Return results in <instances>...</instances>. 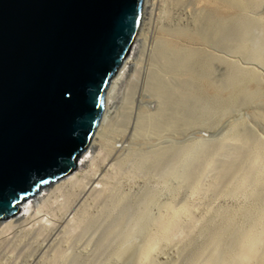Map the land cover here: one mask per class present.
<instances>
[{
	"label": "bare ground",
	"instance_id": "bare-ground-1",
	"mask_svg": "<svg viewBox=\"0 0 264 264\" xmlns=\"http://www.w3.org/2000/svg\"><path fill=\"white\" fill-rule=\"evenodd\" d=\"M144 3L82 173L0 219V264H264V0Z\"/></svg>",
	"mask_w": 264,
	"mask_h": 264
},
{
	"label": "water",
	"instance_id": "water-1",
	"mask_svg": "<svg viewBox=\"0 0 264 264\" xmlns=\"http://www.w3.org/2000/svg\"><path fill=\"white\" fill-rule=\"evenodd\" d=\"M144 0H0V219L74 172Z\"/></svg>",
	"mask_w": 264,
	"mask_h": 264
},
{
	"label": "rangeland",
	"instance_id": "rangeland-1",
	"mask_svg": "<svg viewBox=\"0 0 264 264\" xmlns=\"http://www.w3.org/2000/svg\"><path fill=\"white\" fill-rule=\"evenodd\" d=\"M145 2V0H144ZM143 5H145V3H143ZM169 6L168 4H165V6L163 8V11L165 12H170L171 10L166 9V7ZM143 13H144V7H143ZM143 20L144 22L147 21V15H143ZM135 43V42H134ZM135 45V44H134ZM133 48V47H132ZM132 52V49H131ZM130 52V53H131ZM134 76V71L131 70L130 73L126 76L125 79L121 80V82L118 84V92L115 94L117 96L116 102H117V107H118V116L117 118L121 117L122 114L127 117L128 115V106H127V100H126V95L130 92L131 90L134 88L136 82H135V78H133ZM82 168H76V170L74 171L73 174L78 173L81 174L82 172ZM44 193V192H42ZM40 194L39 196L41 197L43 194ZM30 200H34V198L30 199ZM28 203V202H27ZM19 209V213L18 215L14 216L18 219L22 218L25 216V212Z\"/></svg>",
	"mask_w": 264,
	"mask_h": 264
}]
</instances>
